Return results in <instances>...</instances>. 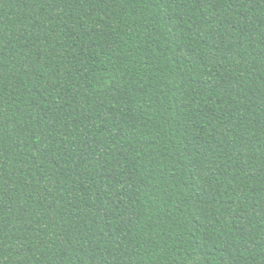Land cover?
Segmentation results:
<instances>
[{
    "label": "trees",
    "instance_id": "16d2710c",
    "mask_svg": "<svg viewBox=\"0 0 264 264\" xmlns=\"http://www.w3.org/2000/svg\"><path fill=\"white\" fill-rule=\"evenodd\" d=\"M0 264H264V0H0Z\"/></svg>",
    "mask_w": 264,
    "mask_h": 264
}]
</instances>
